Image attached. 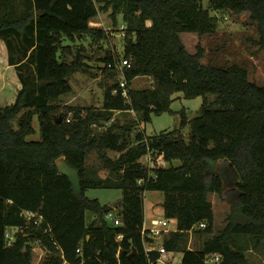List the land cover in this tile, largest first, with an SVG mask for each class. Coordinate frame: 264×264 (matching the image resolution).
Masks as SVG:
<instances>
[{"label":"trees","instance_id":"1","mask_svg":"<svg viewBox=\"0 0 264 264\" xmlns=\"http://www.w3.org/2000/svg\"><path fill=\"white\" fill-rule=\"evenodd\" d=\"M99 1L104 10L111 8L115 24L119 14L124 21L123 55L132 57L124 72L129 100L120 90L114 93L118 80L106 86L100 108L82 110L57 101L71 92L72 73L84 68L83 52L72 61L61 55L72 52L71 43L80 37H107L103 28L90 25L100 10L96 0H0V39L21 83L15 101L0 109V264H33L37 240L47 249L40 264H166L159 251L144 246L149 190L163 193V213L176 220L178 230L163 244L183 253L182 264H207L206 256L215 253L222 256L218 264H252L246 251L264 240V85L238 62H202L204 46L190 52L181 33L211 35L220 12H247L264 57V0H207V7L204 0ZM66 38L71 43L64 44ZM116 57H104L105 69L115 70L107 63ZM138 76L152 77L154 86L133 88ZM180 91L185 97L203 96L199 115L189 119L182 112L180 129L148 136L133 133L135 121L121 126L114 121L99 132L93 128L109 122L116 110L133 109L143 121L172 112L174 93ZM35 115L41 139L28 140ZM186 125L187 137L181 131ZM150 149L164 153L165 166L141 163ZM92 150L107 176L87 166ZM107 150L119 155L113 158ZM211 162L230 165L234 183L227 186ZM65 164L76 170L78 190L62 170ZM89 188L122 190L115 204L121 224L109 222L106 214L114 205L86 195ZM212 193L231 207L217 232ZM25 210L35 216L28 218ZM203 221L206 226L197 231L209 237L200 248H188V230Z\"/></svg>","mask_w":264,"mask_h":264},{"label":"rangeland","instance_id":"2","mask_svg":"<svg viewBox=\"0 0 264 264\" xmlns=\"http://www.w3.org/2000/svg\"><path fill=\"white\" fill-rule=\"evenodd\" d=\"M96 4L100 7L104 2L96 0ZM204 5L208 6L207 0H204ZM211 12L217 13L214 10H211ZM219 18L218 30L214 34L199 37L196 32H182L181 38L187 50L196 52L197 45L201 43L205 48L202 62L219 66L238 62L249 69V76L252 80L264 85L263 52L254 42V39L257 38V30L249 19V13L234 14L225 11L220 12ZM116 22L115 24V20L111 15V8L104 10L100 7L98 14L92 18L90 25L103 28L107 33L106 38L94 41L91 36H84L78 38L74 43H71L68 38L64 39V44H72L73 51L70 53L62 52L61 57L72 61L78 50H82L85 66L83 69H78L72 73L70 77L72 90L61 96L57 103L82 110L89 107L100 108L103 105L106 86L121 78L118 69L109 71V69H105L104 62V57L107 55H119V57L123 55L126 29L123 28L124 21L121 14L119 18L117 17ZM1 41L3 42V40ZM2 58L3 55L0 54V106L14 102L21 87L16 68L5 71V62ZM131 86L139 89L151 88L154 86V80L149 76H138L132 81ZM213 98L214 96H209L210 100ZM202 103L203 96L185 97L183 92L180 91L174 93V100L171 103L172 112H164L160 115L153 114L151 120L143 121L140 113L133 109L116 110L109 122L94 124L93 128L96 132H99L105 130L114 121L120 126L135 121L137 125L133 133L138 130L143 131L148 136H154L164 131L180 129L182 112H185L189 119L196 117L199 115ZM68 117L72 120V113H69ZM14 125L17 127V120H14ZM33 126L35 132L28 135L27 139L40 140L41 130L38 115L34 116ZM181 131L187 137L189 125L181 128ZM107 153L113 158L119 155V152L114 150H107ZM142 160H145L144 156ZM86 164L90 168H99V174L102 177L107 176L109 173L107 169L101 168V161L96 150L89 153ZM211 169L217 170L221 174L227 186L234 183L236 172L230 165L226 163H217L216 165L211 162ZM62 170L69 174L74 187L78 190L79 178L76 170L66 164L62 166ZM86 195L91 198H99L102 204L113 206L121 200L123 192L117 188H89ZM163 198L164 195L161 191L149 190L145 192V215L148 223L153 216L163 214ZM210 199L215 213L214 231L217 232L226 225L227 215L231 211V207L229 202L218 193H212ZM89 216L90 213H88ZM199 228L197 225L192 233L188 232V246L191 248H200L208 236L198 232ZM33 251V264H40L47 254V249L37 240L33 241ZM246 255L253 264H264V240L257 249L246 251ZM181 259V251H169L164 255V261L168 264H182Z\"/></svg>","mask_w":264,"mask_h":264},{"label":"built area","instance_id":"3","mask_svg":"<svg viewBox=\"0 0 264 264\" xmlns=\"http://www.w3.org/2000/svg\"><path fill=\"white\" fill-rule=\"evenodd\" d=\"M123 28H125V25L123 26ZM107 66L109 68L118 69L120 71V76H121L119 80L120 87L118 89H115L114 93H117L118 90H120L121 94L126 98V100H129V90L127 87V80H126L124 72L127 68H130L132 66V57L122 55L119 58L118 57L115 58V60L113 61H109L107 63ZM143 156L145 157V160H142ZM143 156L140 158L141 163L150 168L165 166L167 163L164 157V153H157L153 149H150ZM22 214H25L28 218L35 216L34 212H31L28 210H25ZM106 218L116 225H119L122 223L121 218L117 214L115 206L113 207V209H111L106 214ZM174 222L175 224H173ZM197 225L198 227L203 228L206 226V223L203 221ZM197 225L189 229L188 232L192 233L193 230L197 227ZM176 230H178L177 225H176V220L166 217L164 213L162 215L153 216L149 223L147 222L146 215H145L143 229H142L145 250L146 251H151V250L159 251L161 253V256L159 258V261H160L163 257L162 255H165V253L167 252L163 244L164 238L169 233H171L172 231H176ZM121 237L122 235H119V238ZM161 240L162 242H160ZM77 250L78 252H82L80 247ZM221 259H222V256L218 253L209 254L206 256V263L207 264H218L221 261ZM62 264H69V263L66 260H64Z\"/></svg>","mask_w":264,"mask_h":264},{"label":"crops","instance_id":"4","mask_svg":"<svg viewBox=\"0 0 264 264\" xmlns=\"http://www.w3.org/2000/svg\"><path fill=\"white\" fill-rule=\"evenodd\" d=\"M120 15V14H119ZM119 15H118V18H119ZM91 23V22H90ZM2 51V52H1ZM0 54H2L3 55V58H2V60H4V62H5V66H4V69H5V71L6 70H8V69H10V68H14V65H11V64H9V62H8V49H7V46H6V43L3 41H1V39H0ZM5 105H1L0 107L2 108V107H4ZM164 199V198H163ZM145 213H146V209H145ZM169 235V234H168ZM167 235V236H168ZM188 248H190V249H194V248H191V247H189L188 246ZM167 252H169L168 250H167ZM166 252V253H167ZM165 253V254H166ZM163 257H162V259L160 260V262L161 263H164V255H162ZM182 256H183V253H182ZM251 261V260H250ZM252 262V261H251ZM166 264H168L167 262H165ZM252 264H253V262H252Z\"/></svg>","mask_w":264,"mask_h":264},{"label":"water","instance_id":"5","mask_svg":"<svg viewBox=\"0 0 264 264\" xmlns=\"http://www.w3.org/2000/svg\"><path fill=\"white\" fill-rule=\"evenodd\" d=\"M1 112H2V111L0 110V115H1ZM59 121H62V116H61V115L59 116ZM59 163H60V161H59ZM114 206H115V205H114ZM10 229H11V228H10ZM160 242H162V240H161Z\"/></svg>","mask_w":264,"mask_h":264}]
</instances>
